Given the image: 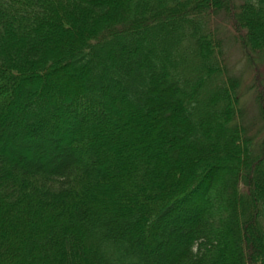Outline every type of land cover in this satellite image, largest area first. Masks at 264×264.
Segmentation results:
<instances>
[{
  "label": "trees",
  "instance_id": "16d2710c",
  "mask_svg": "<svg viewBox=\"0 0 264 264\" xmlns=\"http://www.w3.org/2000/svg\"><path fill=\"white\" fill-rule=\"evenodd\" d=\"M0 264H264V0H0Z\"/></svg>",
  "mask_w": 264,
  "mask_h": 264
},
{
  "label": "rangeland",
  "instance_id": "374dc122",
  "mask_svg": "<svg viewBox=\"0 0 264 264\" xmlns=\"http://www.w3.org/2000/svg\"><path fill=\"white\" fill-rule=\"evenodd\" d=\"M228 53H230V58L234 65V72L242 76L246 89L250 90L249 85L252 83L253 71L250 66L247 65L246 58L240 52L238 46L232 40L229 41ZM251 93L252 91L249 93L250 97L248 101L252 99Z\"/></svg>",
  "mask_w": 264,
  "mask_h": 264
}]
</instances>
